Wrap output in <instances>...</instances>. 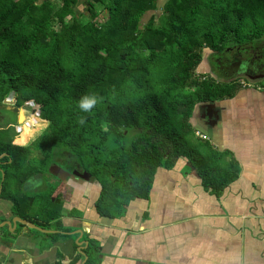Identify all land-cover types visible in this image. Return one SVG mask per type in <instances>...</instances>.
<instances>
[{
	"label": "trees",
	"instance_id": "16d2710c",
	"mask_svg": "<svg viewBox=\"0 0 264 264\" xmlns=\"http://www.w3.org/2000/svg\"><path fill=\"white\" fill-rule=\"evenodd\" d=\"M77 1L0 0L1 103L13 95L48 122L28 145H13L0 131L7 136L0 152L9 154L0 166L1 197L14 216L48 229L54 223L56 232L30 229L51 243L74 228L62 224V204L51 201L50 190L35 196L34 208L24 186L53 159L91 173L101 186L96 211L109 218L124 215L135 198L148 199L157 169L179 158L218 195L237 179L234 154L198 136L190 119L199 102L231 98L242 85L197 68L206 48L222 54L264 38V0H165L161 8L158 0H88L86 19ZM86 95L97 98L89 111L79 107ZM23 227L18 222L14 234L2 226L0 236L14 239ZM83 237L84 254L74 243L67 260L58 248L54 264H77L85 254L84 264H100L99 242Z\"/></svg>",
	"mask_w": 264,
	"mask_h": 264
},
{
	"label": "crops",
	"instance_id": "0c3cea01",
	"mask_svg": "<svg viewBox=\"0 0 264 264\" xmlns=\"http://www.w3.org/2000/svg\"><path fill=\"white\" fill-rule=\"evenodd\" d=\"M213 106L214 114L205 115L208 125L198 119V108L190 120L238 160V178L221 194L204 187L192 164L179 158L172 168L157 169L149 198L131 200L122 216L97 213L99 185L94 198L90 190L84 200L72 203V197L61 220L65 227L82 228L81 238L74 233L51 243L28 227L14 239L0 236V264H54L58 248L69 260L85 234L99 242L100 264H264V84L240 88ZM123 185L117 187L121 195L128 189ZM73 207L81 218L64 216ZM13 217L11 203L0 194L1 220Z\"/></svg>",
	"mask_w": 264,
	"mask_h": 264
},
{
	"label": "rangeland",
	"instance_id": "374dc122",
	"mask_svg": "<svg viewBox=\"0 0 264 264\" xmlns=\"http://www.w3.org/2000/svg\"><path fill=\"white\" fill-rule=\"evenodd\" d=\"M57 3H60L61 0H53ZM86 0L85 2H79L77 1L76 3V11L81 12L84 14V19L89 17V13L86 10ZM165 0H158L157 5L159 8H161L164 4ZM157 13L160 12V10L155 11ZM151 12L146 13L143 16V21H146L148 17L150 16ZM103 19H104V15ZM102 16L99 18V20H102ZM203 61L199 64L197 68L198 73H209L211 76L215 77L217 80H235L237 81L240 85H242V82H245L246 79L241 78L238 80L237 78H240L243 76L244 70H242V67H245V69L249 72L256 73L259 71V66L264 64V45L262 40L257 41L255 43H248L237 47H232L230 49H226L222 54H215L213 51L210 49L206 48L204 49L203 52ZM15 97L11 95L7 100H14ZM5 102V99L3 100ZM0 104L1 100H0ZM7 105V106H6ZM23 107H21L19 110L20 113V122L18 124V130L19 139H21V144L22 145H28L30 144L43 130L44 128L48 125V122L46 120H43L38 112L36 114L34 112H30L27 110L28 107L22 103L21 104ZM3 107H0V115H2V119L0 120V123L2 125H7V123H14L15 122V114L12 112L11 108L14 109L12 102H6L5 105H2ZM6 107V108H4ZM23 109V110H22ZM24 109L27 112V117L21 115L22 111L24 112ZM25 117V118H24ZM16 123V122H15ZM16 133V132H15ZM18 134V132L16 133ZM16 142H19L16 140ZM188 162V161H187ZM1 174V170H0ZM3 175V172H2ZM37 186V182H28L27 187L29 188V196L28 200L29 203L32 204L34 203V208H36L39 205V199L35 196H37V190L35 191L34 187ZM25 187V186H24ZM40 187V186H38ZM26 188V187H25ZM73 186L71 189L68 187V191L66 192L67 195H70L73 192ZM99 186H95V189L92 193V197L97 195L98 193ZM28 190V189H27ZM62 190V189H60ZM60 192V196H62V192ZM81 200H84L82 195L80 194ZM74 197V195H73ZM79 198V199H80ZM76 199H72V203H75ZM42 227V226H40ZM47 227H51L50 229L52 230H57L55 229L56 226L54 223H50L47 225ZM44 228V227H42ZM48 229V228H44ZM33 231L39 232L42 234L41 231L33 229ZM75 235V234H74ZM74 235L71 237L74 238ZM40 238V237H39ZM77 238V237H76Z\"/></svg>",
	"mask_w": 264,
	"mask_h": 264
},
{
	"label": "flooded vegetation",
	"instance_id": "af4514ba",
	"mask_svg": "<svg viewBox=\"0 0 264 264\" xmlns=\"http://www.w3.org/2000/svg\"><path fill=\"white\" fill-rule=\"evenodd\" d=\"M262 42L264 45V38L262 39ZM239 46H235V47L239 48ZM245 67H242V70H244L243 76H241L240 78H237L238 80H240L241 78L246 79L245 82H242L241 88L254 87L255 85H258L260 83L264 84V64H262L261 66L258 67L259 71L256 73H252V72L247 71L245 69ZM215 101H219V100H209V101L199 102L195 107V109L198 108V112H199L197 115L198 119H200L204 125H208V122H207L208 120L206 119L205 115L209 114L210 112L211 113L213 112V114H214L215 110L213 108L214 107L213 105H214ZM5 104H6V102H2V104H0V107H3L2 105H5ZM13 107H14V109L11 108V110L15 114V122L16 123L10 122V123H7V125H2V123H0V131L5 132V133H7V132L9 133V138L11 137V141H10L11 144L22 145L21 142H16V140H19V137H17V135H19V132H20L18 130V127H17L18 125H20V124H18L20 122V113H19L18 108L20 109L23 106L13 104ZM4 108H6V107H4ZM26 110L24 109L25 117H27V112L29 111V110H27V112H26ZM194 112H193V114H195ZM21 115H23V111H22ZM1 119H2V115H0V120ZM15 132L16 133L18 132V134H16ZM199 133L200 132L196 131L197 135ZM6 138H7V136H0V140H5ZM8 156H9V154L7 152H0V166L6 164L7 161H4L2 159L4 157H8ZM36 156L40 157L41 154H37ZM10 161H11V159L8 160V162H10ZM55 165L60 166L62 169H64L68 173H62V174H58V175L54 174L51 171L52 170L51 167H54ZM0 170H1V180H3L2 179V172L4 173V171L1 167H0ZM58 171H60V170H58ZM75 171L81 174L87 170H84V169L80 170L77 167L70 168V164H67V161L65 159H61V158H57L55 160L53 159V161L49 164V166L46 170L39 169L38 173H36V175H33L25 183V187H26L25 189L26 190L28 189V191H29V188L27 187L28 182L29 183L30 182L31 183L37 182V186L34 187L35 188L34 190L35 191L37 190L36 191L37 195H43L47 191L50 190L52 192V194L50 196L51 201L58 203V204L59 203L62 204V208H61V219H62V216H63L62 210L64 211V210H66V208H68L70 206V203H71L70 201H71L73 195H74L75 199H79L81 197L80 194L82 195V197L86 198V196H85L86 194H84V192L86 190L87 191L90 190L89 192H91V197H92V193L95 189V186H98V185L100 186V184L92 177V175L89 179H85V178H82L81 175L76 174ZM72 174H75L74 179L72 177ZM4 178H5V173H4ZM38 186H40V187H38ZM72 186H73V189H72L73 192L70 195H67L66 192L68 191V187H69V189H71ZM60 189H62V190H60ZM100 189H101V186H100ZM59 191H61L63 193L62 196H60L61 194ZM96 196H94V197H96ZM57 200H59V201H57ZM68 204H69V206H68ZM73 208H76V207H73ZM70 211L68 210L67 212H65L64 216H66V217H79V216H71ZM79 218H81V217H79ZM29 233H32L31 230L29 231Z\"/></svg>",
	"mask_w": 264,
	"mask_h": 264
},
{
	"label": "water",
	"instance_id": "95a60500",
	"mask_svg": "<svg viewBox=\"0 0 264 264\" xmlns=\"http://www.w3.org/2000/svg\"><path fill=\"white\" fill-rule=\"evenodd\" d=\"M5 102H12V104H15L16 99L10 101V100H7V98H5ZM51 169H52L51 171L56 175L62 174V173H68L58 165L51 167ZM58 170H60V171H58ZM75 173L78 175H81V177L85 178V179H89L91 177V173L88 171H85L84 173H81V174L75 171ZM72 177L74 179L75 174H72ZM2 179H4V173L2 175ZM1 191H2V182H0V194H1ZM57 201H59V200H57ZM18 222L24 224L25 227H28L29 229H36V230H39V231L45 232V233H52V232L58 231V230H52V229H44V228L38 226L37 224H35L34 222L27 220V219H23L20 216H14L11 220H1V218H0V227L7 225L11 232H13L14 234H17L16 228L18 226ZM62 232L69 234V235H72L74 233H79L80 234L79 238H81L82 233H83V229L81 228V229H77L74 231H62ZM31 235L35 236L34 233H32ZM12 243L13 242H11V244ZM76 244L79 246L78 250H81V252L84 254V251L82 249L88 245V241H86V240L85 241H78V239H77ZM86 259H87V255L85 254L83 264L85 263Z\"/></svg>",
	"mask_w": 264,
	"mask_h": 264
},
{
	"label": "clouds",
	"instance_id": "9594fccd",
	"mask_svg": "<svg viewBox=\"0 0 264 264\" xmlns=\"http://www.w3.org/2000/svg\"><path fill=\"white\" fill-rule=\"evenodd\" d=\"M97 103V98L95 96H84L79 104V107L84 111H89Z\"/></svg>",
	"mask_w": 264,
	"mask_h": 264
},
{
	"label": "built area",
	"instance_id": "2783aa9c",
	"mask_svg": "<svg viewBox=\"0 0 264 264\" xmlns=\"http://www.w3.org/2000/svg\"><path fill=\"white\" fill-rule=\"evenodd\" d=\"M36 114V113H35ZM201 138H204V139H206L207 138V135L206 134H203V133H199L198 134Z\"/></svg>",
	"mask_w": 264,
	"mask_h": 264
}]
</instances>
